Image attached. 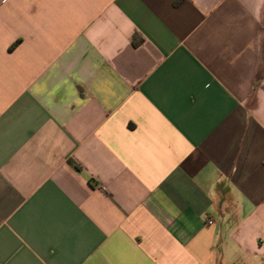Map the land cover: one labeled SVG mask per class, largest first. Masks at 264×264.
I'll list each match as a JSON object with an SVG mask.
<instances>
[{"label": "crops", "instance_id": "obj_1", "mask_svg": "<svg viewBox=\"0 0 264 264\" xmlns=\"http://www.w3.org/2000/svg\"><path fill=\"white\" fill-rule=\"evenodd\" d=\"M0 264H264V0H0Z\"/></svg>", "mask_w": 264, "mask_h": 264}, {"label": "trees", "instance_id": "obj_2", "mask_svg": "<svg viewBox=\"0 0 264 264\" xmlns=\"http://www.w3.org/2000/svg\"><path fill=\"white\" fill-rule=\"evenodd\" d=\"M18 42H15L10 48L9 50H12L16 45H17Z\"/></svg>", "mask_w": 264, "mask_h": 264}, {"label": "built area", "instance_id": "obj_3", "mask_svg": "<svg viewBox=\"0 0 264 264\" xmlns=\"http://www.w3.org/2000/svg\"><path fill=\"white\" fill-rule=\"evenodd\" d=\"M207 224H208V225H211V224H212V221L208 220V221H207Z\"/></svg>", "mask_w": 264, "mask_h": 264}]
</instances>
